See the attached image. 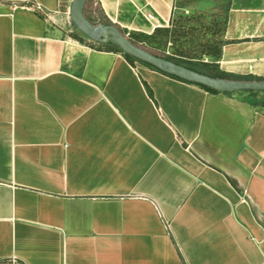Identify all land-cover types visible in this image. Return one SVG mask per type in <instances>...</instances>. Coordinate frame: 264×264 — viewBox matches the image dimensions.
<instances>
[{
    "label": "crops",
    "instance_id": "1",
    "mask_svg": "<svg viewBox=\"0 0 264 264\" xmlns=\"http://www.w3.org/2000/svg\"><path fill=\"white\" fill-rule=\"evenodd\" d=\"M72 1L0 0V264H264V105L77 40ZM95 1L144 34L176 4ZM223 36L264 79V0Z\"/></svg>",
    "mask_w": 264,
    "mask_h": 264
},
{
    "label": "rangeland",
    "instance_id": "2",
    "mask_svg": "<svg viewBox=\"0 0 264 264\" xmlns=\"http://www.w3.org/2000/svg\"><path fill=\"white\" fill-rule=\"evenodd\" d=\"M229 0H176L172 25L177 32L184 31L187 38L192 39L193 43L187 44L184 49L194 53L190 58L183 59L186 64L195 65L198 68L207 67L212 70L218 69L215 63L220 57L224 40V23L228 10ZM100 8L95 0H89L85 6V14L93 24L101 23L102 15ZM70 27V19L65 18ZM82 35L74 29L72 34ZM129 33H123L130 38ZM133 39L139 44L156 53H174L176 45L165 42L166 37L158 35L154 40L144 38L141 33L134 34ZM139 40V41H138ZM88 41V40H87ZM97 48H105L101 43L88 41ZM197 51V52H195ZM245 97V94H240Z\"/></svg>",
    "mask_w": 264,
    "mask_h": 264
},
{
    "label": "water",
    "instance_id": "3",
    "mask_svg": "<svg viewBox=\"0 0 264 264\" xmlns=\"http://www.w3.org/2000/svg\"><path fill=\"white\" fill-rule=\"evenodd\" d=\"M87 1L88 0H73L69 10V19L74 27L90 40L99 43L110 41L122 52L153 66L159 71L176 76L188 82L203 85L219 93H235L242 91L264 92V80L246 81L210 77L173 61L156 56L133 44L114 25L104 23L93 24L84 14Z\"/></svg>",
    "mask_w": 264,
    "mask_h": 264
},
{
    "label": "trees",
    "instance_id": "4",
    "mask_svg": "<svg viewBox=\"0 0 264 264\" xmlns=\"http://www.w3.org/2000/svg\"><path fill=\"white\" fill-rule=\"evenodd\" d=\"M89 1V0H88ZM87 1V2H88ZM87 4V3H86ZM101 11V10H100ZM101 15H102V20H101V23H104V24H110V25H114L116 26L115 24H113L107 17H105L102 13V11L100 12ZM84 14H85V9H84ZM86 16V14H85ZM86 18L93 23V21L86 16ZM172 23V22H171ZM170 23V25L168 27H164V28H156L151 34H144V33H141L143 35L144 38H147V39H150V40H154L158 35L160 36H165L166 37V40L165 42H168V43H171L172 45H176L177 48H176V52L174 53H169V54H166V53H156V52H153L151 50H148L144 47H141L139 46V44L133 39V36L134 34H137L135 32H132V33H129V36L130 38H128L133 44L145 49L146 51L156 55V56H159V57H162V58H165L167 60H170V61H173L177 64H180V65H183L189 69H192L196 72H199L201 74H205V75H208L210 77H214V78H226V79H234V80H246V81H251V80H264V79H261V78H248V77H240V76H232V75H228L226 73H223L221 72L219 69H216V70H212L210 68H207V67H202V68H198L196 67L195 65H192V64H186L185 62H183L182 60L183 59H186V58H190L192 56V54L194 53V49L193 50H189V49H184L186 47V45L189 43H193L192 39H188L187 38V33H185L184 31H181V32H177V30H175V28L173 27V25ZM225 24H226V19H225V23H224V28H225ZM122 33H125V32H128L126 30H123L121 29L120 27L116 26ZM72 28L73 29H76L74 27V25L72 24ZM77 30V29H76ZM81 33V32H80ZM82 34V33H81ZM72 36L74 38H76L77 40L83 42L84 39H89L87 38L86 36H84L83 34L82 35H76V34H72ZM139 41V40H138ZM99 43V42H97ZM101 45L105 46V48H98V49H106L108 51H117V52H121L123 54V56L125 57V59L131 64L133 65L134 62H140V63H143L153 69H156L154 68L153 66L149 65V64H146L144 62H141L135 58H133L132 56L122 52L116 45H114L112 42L108 41L106 43H101ZM197 52V51H195ZM220 58V57H219ZM218 58V59H219ZM217 59V60H218ZM157 71H159L158 69H156ZM161 72L162 74L164 75H167L169 77H172V78H175L177 80H180V81H183V82H187V83H192V82H188V81H185V80H182L176 76H173V75H169V74H166L162 71H159ZM195 85H198L200 86L201 88H203L204 90L208 91V92H211V93H218L217 91L213 90V89H210L208 87H205L203 85H200V84H196V83H193ZM245 92H248L252 98V101L251 103L253 105H257V104H263L264 105V92H252V91H245Z\"/></svg>",
    "mask_w": 264,
    "mask_h": 264
},
{
    "label": "built area",
    "instance_id": "5",
    "mask_svg": "<svg viewBox=\"0 0 264 264\" xmlns=\"http://www.w3.org/2000/svg\"><path fill=\"white\" fill-rule=\"evenodd\" d=\"M67 18L69 19V13H67Z\"/></svg>",
    "mask_w": 264,
    "mask_h": 264
}]
</instances>
